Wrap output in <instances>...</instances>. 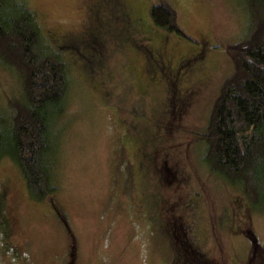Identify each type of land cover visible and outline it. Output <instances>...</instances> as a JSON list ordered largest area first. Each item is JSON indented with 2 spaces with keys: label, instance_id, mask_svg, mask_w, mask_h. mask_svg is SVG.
Listing matches in <instances>:
<instances>
[{
  "label": "rangeland",
  "instance_id": "rangeland-1",
  "mask_svg": "<svg viewBox=\"0 0 264 264\" xmlns=\"http://www.w3.org/2000/svg\"><path fill=\"white\" fill-rule=\"evenodd\" d=\"M24 1L56 43H82L62 50L71 73L52 199L33 198L17 165L0 161V220L21 256L0 264H264V199L250 210L200 163L241 1ZM153 5L174 10L185 36L154 26ZM18 91L0 68V108ZM177 104L180 116L167 111ZM171 222L187 241L155 231Z\"/></svg>",
  "mask_w": 264,
  "mask_h": 264
},
{
  "label": "trees",
  "instance_id": "trees-1",
  "mask_svg": "<svg viewBox=\"0 0 264 264\" xmlns=\"http://www.w3.org/2000/svg\"><path fill=\"white\" fill-rule=\"evenodd\" d=\"M240 1L245 24L240 36L226 47L232 70L220 84L201 128L200 163L239 192L255 211L264 199V0ZM149 15L157 28L185 36L174 10L153 5ZM89 41L91 47L102 45L98 35ZM54 42V37L41 31L37 14L24 0H0V68L19 83L17 96L0 108V161L7 158L17 165L28 191L39 201L52 199L56 192L58 120L65 113L71 73L62 50L77 49L82 43L75 39ZM182 106L167 111L180 116ZM152 154L145 158L153 161ZM155 202L159 207L162 201ZM165 224L157 223L155 231L166 235L169 244L176 235L187 241L176 225L171 222L166 230Z\"/></svg>",
  "mask_w": 264,
  "mask_h": 264
},
{
  "label": "flooded vegetation",
  "instance_id": "flooded-vegetation-1",
  "mask_svg": "<svg viewBox=\"0 0 264 264\" xmlns=\"http://www.w3.org/2000/svg\"><path fill=\"white\" fill-rule=\"evenodd\" d=\"M54 215L59 219V222L67 229V225L65 224L64 220L61 218V215L57 211V209L53 208ZM6 222L0 220V254L8 255L12 260H16L17 258H20L21 256H18V252L14 251L11 245H8L5 240L7 239L6 235L8 234L7 229L5 228ZM6 237V239H5ZM251 243H253V240H250Z\"/></svg>",
  "mask_w": 264,
  "mask_h": 264
}]
</instances>
